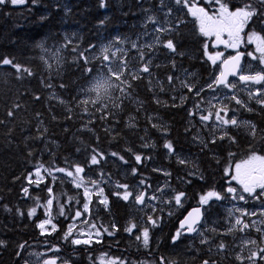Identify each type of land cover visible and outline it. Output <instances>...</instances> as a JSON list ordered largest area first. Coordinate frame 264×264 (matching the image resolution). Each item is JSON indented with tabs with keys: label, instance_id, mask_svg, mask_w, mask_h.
<instances>
[{
	"label": "trees",
	"instance_id": "16d2710c",
	"mask_svg": "<svg viewBox=\"0 0 264 264\" xmlns=\"http://www.w3.org/2000/svg\"><path fill=\"white\" fill-rule=\"evenodd\" d=\"M64 2L26 0L24 4L0 5V61L12 59L33 73L18 79L13 67L0 64V264H28L31 254L45 252L58 257L55 264H160L161 257L168 264H202L204 260L239 264L232 253L239 255L241 236L252 233L227 227L225 210L237 204L230 201L227 205L226 189L234 185L231 179L237 164L249 159L253 151L264 155V106L242 94L235 96L242 104H237L233 95L209 101V94L215 91L207 85L220 71L232 70H220L219 61L208 59L213 46L199 32L188 8L175 0H164L166 7L161 0H105V7H100V0ZM249 2L256 0H228L232 10ZM189 3L210 10L204 0ZM169 8L172 20L167 27L173 31L161 36L164 41H174L176 52L158 44L146 57L152 61L151 75L140 73L141 78L133 80L126 72L124 79L132 85L127 97L120 99L116 85H125L119 81L100 100L88 97L85 90L98 68L99 44L115 37L127 38L123 59L128 60L133 74L139 72L142 62L132 42L152 29L148 16L164 18ZM252 30L264 37V22L251 23L248 32ZM90 45L96 47L90 49ZM51 47L61 51L56 67L43 55V49ZM85 56L89 57L87 63ZM88 68L93 71L89 73ZM169 76L175 78L171 84ZM182 81L191 84L193 91L183 87ZM200 89L203 91L197 96ZM222 103L228 109L225 118L235 117L239 126L229 124L219 130L213 119L201 120V115L214 116ZM10 110L14 113L11 117ZM244 122L256 127L255 136ZM166 142L173 145L172 153L164 147ZM93 149L103 157L98 156L100 162L95 165L91 164ZM114 152L119 155H111ZM136 155L141 156L140 163ZM41 165L51 174L38 186L30 184L26 178ZM75 165L84 169L80 188L65 173L55 171H74ZM91 180L98 181L99 187L94 188ZM117 184L145 191L148 197L155 195L160 200L155 202L157 208L151 214L136 212L130 201L121 198L124 189ZM85 186L103 189L107 199L105 205L93 194L88 215L83 211ZM209 191L225 198L213 197L203 205L204 223L199 229L204 228L202 239L208 242L201 243L202 239L183 234L178 224L190 208L202 205L200 197ZM178 192L184 193L181 205L174 200ZM49 199L53 203L47 210ZM170 202L176 212L170 213L171 206L166 204ZM61 205L64 215H60ZM136 206L140 205L136 202ZM33 208L36 211L29 216ZM77 210L82 215L74 220ZM49 215L56 230L42 234L37 223ZM78 220V225L100 233L89 245H74L73 236L66 238L67 226ZM129 228L131 232L126 230ZM145 228L149 230L147 247L142 237ZM178 230L182 234L173 243ZM221 242L226 245L224 250H218Z\"/></svg>",
	"mask_w": 264,
	"mask_h": 264
},
{
	"label": "snow or ice",
	"instance_id": "6c2138e0",
	"mask_svg": "<svg viewBox=\"0 0 264 264\" xmlns=\"http://www.w3.org/2000/svg\"><path fill=\"white\" fill-rule=\"evenodd\" d=\"M25 2L26 0H0V5H4L7 3H11L12 5H18V4H24ZM33 2L36 3L38 2V0H33ZM175 3L177 5L182 4L184 7H187L189 12H191V14L200 21L199 32L201 33V35L205 37L215 36V40L217 44H223L225 47H229V48L238 47V45L241 42V33L244 31L246 26H250V24L255 21L264 22V0H256L255 3H252V2L246 3L242 7L235 8V10H232L230 8L228 0H216V3L219 5L218 15L216 17L209 16L208 13L205 12L204 8L197 7L195 4H190L189 0H175ZM161 4L162 6L166 7V5H164V0H161ZM257 4L259 5V7L257 6ZM105 6H106L105 0H100V7H105ZM171 12H172V9L169 8L166 15H171ZM147 22H151L152 24L156 25L154 29V32L156 33L154 37V43L137 44L136 42H132V45H131L133 49H136L138 51L139 53L138 59L142 62V67L140 68L139 72H136L133 74L132 69L129 67L128 60L117 57L118 52L126 55V53H124V49L120 48L119 45L124 43L127 38L115 37L112 41H110L107 45L103 47L102 51L104 55L102 56V60H103L102 68H106L107 72L102 73L100 76L97 77L91 89V91H94L97 93V100L101 99L100 97L101 92L108 94L109 89L113 87L114 80L119 81L120 84L125 85L124 88H120L119 85H116V87L121 92L120 99L127 97L129 95L127 89H130L132 85L130 83H127L124 79L126 72L132 75L133 80L140 79L141 78L140 73H148L149 75H151L150 67L152 65V61L151 59H146V57H148L149 52L152 49H154L156 45L158 44L163 45L164 47L169 49L171 52L173 53L176 52V45L174 41L172 39H168L167 41H164L161 36V34L171 32L173 31V29L171 27H164L154 16H148ZM165 23H168V21L166 20ZM223 33H227V36H228L227 40L221 38ZM253 40L258 41L257 51L260 53L259 57L253 56V58L258 59L260 64L264 65V37H261L256 32H251L249 34V42H252ZM41 47H43V45H41ZM95 47H96L95 45L89 46L90 49H93ZM205 47L207 48V45H205ZM145 49H147L148 51H145ZM73 51H76V49H73ZM222 55H223L222 53H216L215 56L209 55L208 59L211 60L213 63H215L216 60L219 59ZM241 55L242 54L238 52L235 56L231 57L229 60L223 61L226 69L229 68V66H231L232 75L237 74L234 69H236L239 66ZM248 55L251 56L253 54L248 53ZM113 58H116L118 60V63H116L115 66H113L112 64ZM57 59L59 60L60 57H57ZM84 60H85V63H87L89 61V57L85 56ZM0 64L10 65L11 67H13L16 70V72L19 74L17 77L18 79L23 78L25 74H27L28 76L33 75L32 71L29 68L24 67L20 64L14 63L12 59L4 58L2 61H0ZM87 71L91 73L93 69L88 68ZM228 74H229L228 71H222L212 83L207 85L208 89L215 91L216 88H218L221 85L226 88L235 87L234 85L231 84V82L227 81ZM239 78L241 81H244L246 83L252 82L255 84H264V68H262L261 71L256 72L254 75L241 74ZM174 79L175 78L173 76H169L168 77L169 83L171 84ZM181 83L183 87L188 88L189 92L193 91V86L191 84L184 83L183 81ZM46 86L52 87V85L50 84ZM60 87L63 88L65 87V85L61 84ZM200 91H203V89L196 91L197 96H199ZM256 97H257V103L264 106V92L258 91L256 93ZM39 98H40L39 96L36 97L37 100ZM232 99L236 100L237 104H242V101H240L239 99H236L235 96H233ZM14 107H19V105H15ZM196 107L199 108L200 106L196 105ZM227 111H228L227 105L222 103V107L218 109L215 113L219 124L224 125V126H227L229 124H231L232 126H239L240 122L235 117H232L230 119L224 118V116H227ZM221 112L224 113V116H221ZM13 115H14L13 111L10 110L8 112V116L11 117ZM190 115H194V113H190ZM210 115L211 113L209 115H201V120L208 121L210 118ZM103 118L106 119L107 116ZM0 123H3V121H0ZM244 123L249 127L251 134L255 136L256 127L254 125H250L249 122H244ZM226 135L227 133H225V136ZM220 138L224 139L225 137L221 136ZM164 147L169 151V153H172L174 151L173 145L171 144V142H166L164 144ZM111 155L118 156L119 154L114 152V153H111ZM98 156H100L101 159L103 158L100 153L96 152V150L93 149V155L91 156V164L95 165L100 162L98 159ZM119 158L123 159V157H119ZM135 159L137 163L141 162L140 155H136ZM179 162L181 164L185 163L184 160H180ZM245 165H249L250 167L247 169L246 173L243 176L240 173L241 165L237 164L236 165L237 174L232 177L233 180H236L239 184L242 185V193H238L237 189L233 187H228L226 189V192L228 194H232L233 199H239L241 201H246V196L244 195L245 193L247 194V197L260 200L264 198V155H258L256 154L255 151H253L252 154L249 156L248 161H245ZM41 167H43V165L38 167L34 174H30V177L31 175H35L38 178L35 181H33L30 178L29 179L30 184L35 183L38 186L42 182L41 179H39L41 177V172H40ZM45 171H48V169H45ZM55 171L65 173L67 176L73 177V182L75 183V186L77 188H80L82 184H84V181L82 179H79L80 174L84 171L83 167H81L80 165H75L74 171L68 170L65 168H56ZM136 172L137 170L133 168L132 174L135 175ZM52 179L55 180L56 177L53 176ZM89 183H91L94 186V188L99 187L98 181L91 180L89 181ZM144 183L145 181L142 179L140 181V184L143 185ZM117 187L124 189V192L121 197L122 199L128 200L129 197L133 195V193L128 190L129 186L127 184H117ZM258 189L259 191H257ZM48 191L49 193H51L52 189L49 188ZM24 192L25 194H28V189L25 188ZM100 192L102 193L103 189H100ZM116 195H121V194L116 193ZM183 196H184V193L182 192H178L175 194L174 200L177 205L182 204ZM90 197H91V191L87 186H85L84 187V203H83L84 212H88L90 210L89 209V204L91 203ZM213 197L216 200L225 198L223 195H221L218 192L209 191L206 195H202L200 197V203L202 205L208 204V202ZM146 199H157V197L155 195L148 197L145 191H141L139 195H135V200L138 204H144ZM52 203L53 201L51 199L47 201L48 206H51ZM101 203H104L106 205L107 199L105 198L104 200L101 201ZM35 211H36L35 208L31 209L28 215L32 216L35 213ZM64 214L65 213H64L63 205H61L60 215H64ZM241 214L246 215V216H254L256 215V212L255 211L247 212L245 210V211H242ZM81 215H82V211L77 210L75 213V216L72 219L74 220L78 219L81 217ZM261 215H264V208L261 209ZM148 219L153 225L156 224V221L151 216ZM199 219H200V209L197 208V209H194L192 212H189L188 216L185 217L184 221H181V227L184 228L186 224L187 225L186 230L188 233L197 232V228L195 227V225L197 224ZM50 224H51L52 230L55 231L56 225L52 224V218L50 215L48 216V219H45L44 221L38 224V227L41 229L42 234H44L46 226ZM236 224L237 225L243 224V229H246L249 227V224L244 223V221H242L239 218L236 219ZM252 226H255L254 222ZM92 227L96 228L97 226L93 224ZM112 227L114 228L115 225H113ZM133 227H136V226L133 225ZM126 230L131 232V228L126 229ZM257 231H260V229H257ZM99 234H100L99 231H97L96 235L99 236ZM181 234L182 233L178 230L177 235L173 237V243L176 242V240ZM200 234L203 235V233H200ZM68 236H71V230L67 234L66 238H68ZM142 237H143V244L145 245V247H147L149 244V230L147 228L143 230ZM137 239L139 240L141 239V237L137 236ZM207 242L208 241L205 239L201 240V243H207ZM71 243L74 245H79L82 243L89 244L91 243V238L85 239V240L72 239ZM250 243H255V241H250ZM23 247L24 245H21V248ZM225 248H226V245L223 242H221L218 245V250H224ZM17 255L19 256L20 253L18 252ZM257 255H259L260 258L264 260V249H260L258 253L257 252L251 253L248 259L252 260L253 264H255V258ZM237 259H241V258L238 256ZM44 264H55V260L53 259L46 260ZM160 264H168V262L165 260V258L161 257ZM202 264H214V262L210 260H204Z\"/></svg>",
	"mask_w": 264,
	"mask_h": 264
},
{
	"label": "rangeland",
	"instance_id": "374dc122",
	"mask_svg": "<svg viewBox=\"0 0 264 264\" xmlns=\"http://www.w3.org/2000/svg\"><path fill=\"white\" fill-rule=\"evenodd\" d=\"M58 1L63 2V4H65L64 1H67V0H58ZM204 3L208 4V6L210 7V10L208 12L206 11L208 13V15L212 16V17H216L218 15V8H219V5L216 3V0H204ZM197 7L203 8L201 6H197ZM165 13H167V12H165ZM188 14L191 18H194L195 21H197L198 25L200 26V21L195 16H193L191 14V12L188 11ZM163 17L164 18L158 17L156 19L164 27H167L168 25H167V23H165V21L167 20L168 24H169L172 19L170 18L169 15H166V14L164 15V13H163ZM147 25H145L144 27H146ZM155 27H156V25L153 24L152 29H150L148 31L147 35L144 34L143 36L138 38L135 42L137 44L154 43V37L156 35V33L154 32ZM251 32H254V31L252 30V31L248 32V26H246L244 31L241 33V42L238 45V47H236V48H229V47H225L223 44H217L216 40H215V36L206 37L209 40L211 46H213V48H214V50H212V56H215L216 53H222L223 54L219 59L216 60V62H218V61L223 62L225 60H229L231 57L235 56L238 52L242 54L240 56L239 66L236 69H234L237 74L232 75L230 72L227 75V81L231 82V84L234 85L235 87H227L226 88L222 85L219 86L218 88H216L215 92L209 94V101L210 102L215 103L216 101L222 99L223 95L236 96V94L237 95L242 94V95L246 96L247 98H249V99H251L257 103L256 93L258 91L264 92V84H255L252 82L246 83L244 81H241L239 78L241 74H243V75H254L256 72L261 71V69L264 68V65H261L258 59L253 58V56L259 57L260 53L257 51L258 41L253 40L252 42H249V34ZM221 38L227 40L228 39L227 33H223ZM109 42L110 41L102 42L99 44V47H98L99 50H98V53L96 54V57H95V60L98 62V65H97L98 68H97L96 72L91 76V78L89 79L87 86H86L85 93L88 97L89 96L92 97L93 100H97V93L94 91H91V89L95 83V80L102 73L107 72L106 68H102V64H103L102 56L104 55L102 49ZM119 47L122 49H125L127 47V42L120 44ZM113 50H115V49H113ZM246 51H249V52H246ZM248 53H252L253 55L250 56V55H248ZM43 55H44L45 59H47L49 61V63L51 65H54L55 67L60 63V59L58 60L57 57H61L60 56L61 51L58 48H55V47L44 48L43 49ZM117 57L123 59L122 53L118 52ZM252 60H255V62L252 63ZM116 63H118V60L116 58H113V60H112L113 66H115ZM249 64L253 65L254 67H250ZM229 67H230V69L228 68L229 71L232 70L231 66H229ZM240 67H241V70L239 72L240 74L238 75V68H240ZM256 68H258V69H256ZM232 76H235V77H233V79H231ZM115 83H116V81L114 80L113 84H115ZM104 95H105L104 92L100 93V97H102ZM215 113L216 112H214V116L210 115L209 120L213 119L215 124L217 126H219L217 128L219 130H224V128L227 127L228 125L227 126L220 125L218 120H217ZM221 116H224V114ZM224 118H225V116H224ZM245 161H248V159ZM245 161L239 163L241 165L240 173L242 176L246 173L247 169L250 167L249 165H245ZM37 168H35L30 174H34ZM40 172H41V177L39 179H41V181H43V179H45L47 176L50 175L49 172L45 171L43 168H40ZM30 174L26 178L28 182H29L30 178L33 181L38 179L35 175H31V177H30ZM236 174H237V170H236V166H235L233 169V176H235ZM69 179H73V177H69ZM231 181L233 182L232 184H234V185H231V187L237 189L238 193H242V185L239 184L236 180L231 179ZM90 191H91V196L93 194H97L99 196L100 201L105 199V196L100 192V190L97 189V190H90ZM129 191L132 192L133 195L129 197L128 201H130L134 205L136 212L141 213V214H151L152 211H155V208H157V206L155 205V202L160 201L159 199H146L144 204H141L140 206H136L135 195H139V192H137L133 189H130ZM257 191H259V189ZM244 195L246 196V201H241L239 199H233L232 194H229V197L225 199V202H227V205L230 204V201H233V202L235 201V203L237 204V206H235V207L230 206V207H227V209L225 210V212H226V225L228 228L239 230L241 232L249 231V228L250 229L255 228L257 230L258 227L261 226V224L264 225V215H261V209L264 208V204H263L264 198L257 200V199H253L251 197H247L246 193ZM83 196H84V192H83ZM164 198L167 201L170 200L169 196H164ZM90 200H91V197H90ZM47 201H46V209L50 210V206L47 205ZM166 204L171 206L170 213L175 211L174 210L175 206L171 205V202L166 203ZM204 205H207V204H204ZM44 209H45V207H44ZM245 210L247 212L255 211L256 215H254V216L242 215L241 214L242 211H245ZM160 211L162 213L163 209H160ZM86 215H88V212H86ZM237 218L244 221V223L249 224V227L246 229H243V224L237 225L236 224ZM45 219H48V216L40 219L37 223V228L40 231V233H42V232H41V229L38 227V224L40 222L44 221ZM78 222H79V220L76 221L75 224L71 223L67 226V230L68 231L71 230V236H73V239L85 240V239L91 238V242L94 241L96 238L95 231H93V229H91V227H89L87 225L85 227H82V225H78ZM253 222H254L255 226H252ZM52 224H54V223L52 222ZM198 229H197V232H195V234L193 236L197 239H202V236L205 234L204 228H201L199 230ZM241 229H243V230H241ZM261 229H262V233L260 234L261 235L260 240L258 239V241H256L254 238L250 239L249 237H246L243 239V243H242L243 245H241L242 248H240V249H242V252L244 250H247L246 251L247 254L251 255V253H253V252L258 253L260 249H264V230L262 227H261ZM50 231H52L51 224L46 226L44 234L49 233ZM200 233H203V235H201ZM250 241H255V243H250ZM89 244H87V245H89ZM238 251L240 253H242L241 250H238ZM240 253H238V254L240 255ZM49 259H53L55 261H58V257L55 254H48L47 252H45V254L44 253H33V254H31L29 259H27V260H28V264H44V262L46 260H49ZM248 261H251V260L248 259V257H247V259H246L247 264H251V262L248 263ZM238 262H239V264L243 263L241 259H239Z\"/></svg>",
	"mask_w": 264,
	"mask_h": 264
},
{
	"label": "flooded vegetation",
	"instance_id": "af4514ba",
	"mask_svg": "<svg viewBox=\"0 0 264 264\" xmlns=\"http://www.w3.org/2000/svg\"><path fill=\"white\" fill-rule=\"evenodd\" d=\"M218 69H225V65H224V63L223 62H220V66H219V68ZM219 71V70H218ZM220 73H221V71H220ZM219 73V74H220ZM233 77L234 76H232L231 77V79H233ZM261 227L263 228V230H264V225L263 224H261V226L260 227H258V229H260V231H257L255 228H253V230L252 229H250V231H252L253 233H252V235L255 237V238H260V234L262 233V229H261ZM233 255V258L236 260L237 259V257L239 256L240 258H241V260H242V264H247V262H246V259H247V257H249L250 256V254L249 255H247V254H244L243 253V255L244 256H242V255H235V253H232ZM239 260V259H238ZM251 262V264H253V261L251 260V261H248V263H250ZM264 262V260H262L261 258H260V256L259 255H257L256 256V258H255V264H264L263 263Z\"/></svg>",
	"mask_w": 264,
	"mask_h": 264
},
{
	"label": "water",
	"instance_id": "95a60500",
	"mask_svg": "<svg viewBox=\"0 0 264 264\" xmlns=\"http://www.w3.org/2000/svg\"><path fill=\"white\" fill-rule=\"evenodd\" d=\"M137 204H138V203H137ZM138 205H141V204H138ZM197 208L200 209V219H199V221L197 222V224L195 225V227H196V228L199 227V226L203 223V221H204V216H205V215H204V208H203L202 205H199V206H195V207L190 208V209L184 214V216L182 217V219L180 220V222H179V224H178V229H179L180 231H183L184 234H185L186 236H188V237L193 236L195 232H193V233H188L187 230H186V229H187V225L185 224L184 228H182V227H181V221H184L185 217L188 216V213H189V212H192L194 209H197ZM194 215H195V213H194Z\"/></svg>",
	"mask_w": 264,
	"mask_h": 264
},
{
	"label": "bare ground",
	"instance_id": "6f19581e",
	"mask_svg": "<svg viewBox=\"0 0 264 264\" xmlns=\"http://www.w3.org/2000/svg\"><path fill=\"white\" fill-rule=\"evenodd\" d=\"M264 31V30H263Z\"/></svg>",
	"mask_w": 264,
	"mask_h": 264
}]
</instances>
